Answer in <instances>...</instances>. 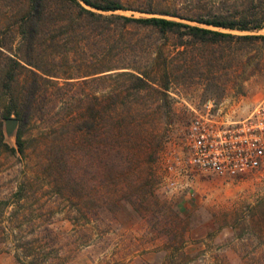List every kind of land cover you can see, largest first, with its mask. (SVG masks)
<instances>
[{
  "label": "rangeland",
  "instance_id": "obj_1",
  "mask_svg": "<svg viewBox=\"0 0 264 264\" xmlns=\"http://www.w3.org/2000/svg\"><path fill=\"white\" fill-rule=\"evenodd\" d=\"M122 1L141 6L146 0ZM187 2L250 0H154L158 6ZM3 8L0 3V40L15 50L14 30L2 31ZM230 32L264 34V28ZM126 35L131 42L122 45L117 33V48L111 41L85 53L40 55L43 66L74 81L112 65L113 72L146 69L155 83L135 90L124 76L79 86L58 78L63 87H49L47 104L28 126L25 156L0 154V264H21L15 254L22 264H264V174H198L183 177L178 189L165 184L166 164L183 151L194 110L213 99L217 111L238 119L264 97V41L197 44L177 55L174 38L135 26ZM87 92L99 97L92 99L96 119L88 133L77 128L88 114V101L78 95ZM14 131L4 133L11 145Z\"/></svg>",
  "mask_w": 264,
  "mask_h": 264
},
{
  "label": "trees",
  "instance_id": "obj_2",
  "mask_svg": "<svg viewBox=\"0 0 264 264\" xmlns=\"http://www.w3.org/2000/svg\"><path fill=\"white\" fill-rule=\"evenodd\" d=\"M0 3L4 5L6 18L2 31L9 33L14 30L19 38L15 50L0 40V154L5 152L25 156L28 126L34 115L47 104L49 87H53V90L63 87L58 78L69 79L65 85L79 86L124 76L132 81L129 88L135 90L151 87L155 83L153 74L146 69L140 70L137 66L118 67L122 69L120 72H113L117 67L112 65L93 68L81 76L83 79L80 82L74 81L76 78L73 76L61 77L40 63V55L47 49L52 52L64 50L66 53H85L94 46L100 48L103 43L109 47L111 41H114L113 45L117 48L118 32V43L124 45L131 42L130 38H126L130 26L146 29L161 39L174 38L176 43L173 45L177 55L187 54L197 44L218 45L235 40L264 41V34L230 32H253L264 28V0H250L236 5L221 2L200 5L187 2L161 6L155 4L154 0H146L141 6L126 4L122 0H0ZM120 10L140 12L148 16L117 13ZM148 47L152 49L154 46L148 44ZM151 62L146 64L151 63V68H154V60ZM161 64L163 66L160 70L165 77L168 66L165 61ZM98 98L95 93L89 92L78 95L79 102L88 101V114L77 124L79 131L86 129L88 133L93 128L96 118L92 113L95 109L92 99ZM11 117L17 120L15 145L6 142L4 134L5 120ZM22 191L24 185L19 186L14 193L16 201L21 200ZM44 230L49 233L52 231L48 226ZM15 256L22 264L20 254ZM42 263L45 262H30Z\"/></svg>",
  "mask_w": 264,
  "mask_h": 264
},
{
  "label": "built area",
  "instance_id": "obj_3",
  "mask_svg": "<svg viewBox=\"0 0 264 264\" xmlns=\"http://www.w3.org/2000/svg\"><path fill=\"white\" fill-rule=\"evenodd\" d=\"M213 99L194 110L182 136L181 153L166 164V187H183L194 175L226 178L264 174V97L246 115L232 119L216 109Z\"/></svg>",
  "mask_w": 264,
  "mask_h": 264
},
{
  "label": "water",
  "instance_id": "obj_4",
  "mask_svg": "<svg viewBox=\"0 0 264 264\" xmlns=\"http://www.w3.org/2000/svg\"><path fill=\"white\" fill-rule=\"evenodd\" d=\"M17 126V120L13 117L7 118L5 120V132L7 135H11L13 131L16 129Z\"/></svg>",
  "mask_w": 264,
  "mask_h": 264
}]
</instances>
